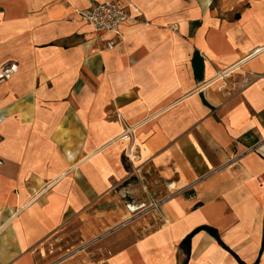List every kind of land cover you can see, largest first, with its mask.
<instances>
[{
    "label": "crops",
    "instance_id": "crops-1",
    "mask_svg": "<svg viewBox=\"0 0 264 264\" xmlns=\"http://www.w3.org/2000/svg\"><path fill=\"white\" fill-rule=\"evenodd\" d=\"M100 1L0 0V264H264V0Z\"/></svg>",
    "mask_w": 264,
    "mask_h": 264
},
{
    "label": "built area",
    "instance_id": "built-area-1",
    "mask_svg": "<svg viewBox=\"0 0 264 264\" xmlns=\"http://www.w3.org/2000/svg\"><path fill=\"white\" fill-rule=\"evenodd\" d=\"M75 14L81 21L90 25L95 33L112 34V38L106 41L108 48L115 46L121 39L120 25L137 20V16L131 14L120 0H101L87 9L75 10ZM117 118L122 125L119 139H130L133 134V127L129 126L121 115H117Z\"/></svg>",
    "mask_w": 264,
    "mask_h": 264
},
{
    "label": "rangeland",
    "instance_id": "rangeland-1",
    "mask_svg": "<svg viewBox=\"0 0 264 264\" xmlns=\"http://www.w3.org/2000/svg\"><path fill=\"white\" fill-rule=\"evenodd\" d=\"M0 66H1L0 71H4L5 67H2L3 66L2 63ZM231 79L232 78L228 79V77L224 76L220 78V81L222 83H225ZM3 83H4V80L0 79V147H2V144L4 141L3 136H2L3 123H4L5 114L7 113V110L5 109V105H4V100L6 98V92L4 90L5 87ZM11 112H13V110ZM1 165H2V158H0V166ZM156 206H158V203L157 202L153 203L152 209L155 210V208H157ZM42 250H43L44 258H43V262H41L40 264H53V262L58 258V256L64 251V248H59L57 244L52 245V244L45 243L44 247H42ZM45 253H47L46 256H45Z\"/></svg>",
    "mask_w": 264,
    "mask_h": 264
},
{
    "label": "trees",
    "instance_id": "trees-1",
    "mask_svg": "<svg viewBox=\"0 0 264 264\" xmlns=\"http://www.w3.org/2000/svg\"><path fill=\"white\" fill-rule=\"evenodd\" d=\"M199 230H207L209 233H211L219 241V236H218V233H217V231L215 229H213L211 227H207V226L197 227L192 232H190L180 243V246L185 251V259L182 262V264H187V261H188V258H189V252H190V240H191V237L193 236V234H195ZM237 260L239 261L240 264H245L241 260H239L238 258H237Z\"/></svg>",
    "mask_w": 264,
    "mask_h": 264
},
{
    "label": "bare ground",
    "instance_id": "bare-ground-1",
    "mask_svg": "<svg viewBox=\"0 0 264 264\" xmlns=\"http://www.w3.org/2000/svg\"><path fill=\"white\" fill-rule=\"evenodd\" d=\"M262 49H264V46L263 47H260V48H257V49H255V51L254 52H260ZM237 66V65H236ZM232 68V67H231ZM234 68V67H233ZM232 68V69H233ZM13 69H15V66H13ZM4 71H0V78H2V77H4V73H3ZM226 73H228V72H226ZM224 76H226V74H222V73H220V77H224ZM227 77V76H226Z\"/></svg>",
    "mask_w": 264,
    "mask_h": 264
}]
</instances>
